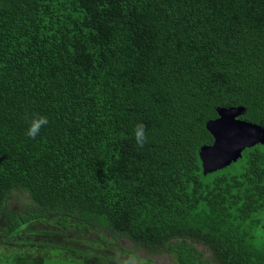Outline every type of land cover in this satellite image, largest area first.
Returning a JSON list of instances; mask_svg holds the SVG:
<instances>
[{
  "label": "trees",
  "instance_id": "trees-1",
  "mask_svg": "<svg viewBox=\"0 0 264 264\" xmlns=\"http://www.w3.org/2000/svg\"><path fill=\"white\" fill-rule=\"evenodd\" d=\"M232 105L264 126V0H0V245L38 246L28 230L88 264H138L101 250L120 237L175 264H264V144L206 174L199 157Z\"/></svg>",
  "mask_w": 264,
  "mask_h": 264
},
{
  "label": "rangeland",
  "instance_id": "rangeland-1",
  "mask_svg": "<svg viewBox=\"0 0 264 264\" xmlns=\"http://www.w3.org/2000/svg\"><path fill=\"white\" fill-rule=\"evenodd\" d=\"M31 198L26 191L15 189L12 193L9 204L11 207L19 208L23 210L27 208ZM36 233V235H31ZM86 235L98 238L96 231L86 233ZM102 234L105 235V242L108 241L109 234L102 230ZM56 236L50 233L29 232L28 230L22 232L18 236L17 242H25L27 240H35L38 246H31L25 248L23 245H0V264H88L86 255L88 249L85 247L82 252H72L71 246H78L77 243H66L64 237L59 242H56L53 238ZM53 239V240H52ZM52 241V242H51ZM14 242V241H12ZM87 242V241H86ZM86 242L80 241L82 244ZM51 244H58V247L51 246ZM201 248V246L199 245ZM101 250L109 251L113 255L120 257L128 262H135L138 264H148V258L151 257V264H175L174 259L168 253H149L143 249L136 248L133 242L128 238H115L111 246H102ZM206 253H209L205 249ZM21 257V259H19Z\"/></svg>",
  "mask_w": 264,
  "mask_h": 264
},
{
  "label": "water",
  "instance_id": "water-1",
  "mask_svg": "<svg viewBox=\"0 0 264 264\" xmlns=\"http://www.w3.org/2000/svg\"><path fill=\"white\" fill-rule=\"evenodd\" d=\"M216 110L217 116L205 123L213 140L199 149L204 174L236 161L246 147L264 144V126L240 117L243 105L217 106Z\"/></svg>",
  "mask_w": 264,
  "mask_h": 264
},
{
  "label": "clouds",
  "instance_id": "clouds-1",
  "mask_svg": "<svg viewBox=\"0 0 264 264\" xmlns=\"http://www.w3.org/2000/svg\"><path fill=\"white\" fill-rule=\"evenodd\" d=\"M49 123L48 117L43 114H33L28 120V127L26 129V135L35 139L41 129L47 126ZM133 138L138 147H143L148 142V137L145 131V125L142 122L137 123L133 129Z\"/></svg>",
  "mask_w": 264,
  "mask_h": 264
}]
</instances>
